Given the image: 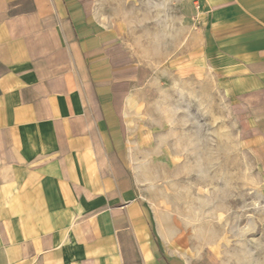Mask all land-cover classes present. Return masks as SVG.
I'll return each instance as SVG.
<instances>
[{"label": "crops", "instance_id": "1", "mask_svg": "<svg viewBox=\"0 0 264 264\" xmlns=\"http://www.w3.org/2000/svg\"><path fill=\"white\" fill-rule=\"evenodd\" d=\"M183 1L188 66L244 108L264 162V0ZM93 2L0 0V264H211L164 234L110 138L135 64L88 32Z\"/></svg>", "mask_w": 264, "mask_h": 264}, {"label": "rangeland", "instance_id": "2", "mask_svg": "<svg viewBox=\"0 0 264 264\" xmlns=\"http://www.w3.org/2000/svg\"><path fill=\"white\" fill-rule=\"evenodd\" d=\"M93 1L98 26L88 32L115 35L135 64L131 84L115 83L123 98L107 127L126 146V171L142 201L195 261L264 264L259 144L244 108L226 98L212 75L188 66L192 31L184 1ZM87 69L99 80L110 74L101 62ZM114 78L126 80V64L115 68ZM110 84L91 86L99 95Z\"/></svg>", "mask_w": 264, "mask_h": 264}]
</instances>
